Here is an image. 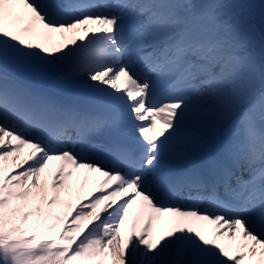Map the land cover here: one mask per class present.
<instances>
[{"label": "snow or ice", "instance_id": "snow-or-ice-1", "mask_svg": "<svg viewBox=\"0 0 264 264\" xmlns=\"http://www.w3.org/2000/svg\"><path fill=\"white\" fill-rule=\"evenodd\" d=\"M0 264H264V0H0Z\"/></svg>", "mask_w": 264, "mask_h": 264}, {"label": "trees", "instance_id": "trees-1", "mask_svg": "<svg viewBox=\"0 0 264 264\" xmlns=\"http://www.w3.org/2000/svg\"><path fill=\"white\" fill-rule=\"evenodd\" d=\"M233 2H237V3H249L248 0H233Z\"/></svg>", "mask_w": 264, "mask_h": 264}, {"label": "bare ground", "instance_id": "bare-ground-1", "mask_svg": "<svg viewBox=\"0 0 264 264\" xmlns=\"http://www.w3.org/2000/svg\"><path fill=\"white\" fill-rule=\"evenodd\" d=\"M252 2H253L254 4H259V3H260V0H252Z\"/></svg>", "mask_w": 264, "mask_h": 264}, {"label": "rangeland", "instance_id": "rangeland-1", "mask_svg": "<svg viewBox=\"0 0 264 264\" xmlns=\"http://www.w3.org/2000/svg\"><path fill=\"white\" fill-rule=\"evenodd\" d=\"M251 3H252V0H251ZM209 227H212V226H209Z\"/></svg>", "mask_w": 264, "mask_h": 264}]
</instances>
